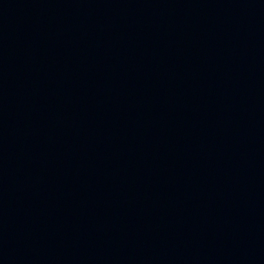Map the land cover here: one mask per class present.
Here are the masks:
<instances>
[{
    "label": "water",
    "instance_id": "obj_1",
    "mask_svg": "<svg viewBox=\"0 0 264 264\" xmlns=\"http://www.w3.org/2000/svg\"><path fill=\"white\" fill-rule=\"evenodd\" d=\"M0 264H264V0H0Z\"/></svg>",
    "mask_w": 264,
    "mask_h": 264
}]
</instances>
